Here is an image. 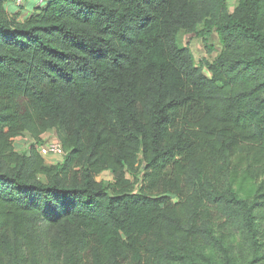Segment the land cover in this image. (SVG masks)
<instances>
[{
    "label": "trees",
    "instance_id": "1",
    "mask_svg": "<svg viewBox=\"0 0 264 264\" xmlns=\"http://www.w3.org/2000/svg\"><path fill=\"white\" fill-rule=\"evenodd\" d=\"M11 1L0 264H264V0Z\"/></svg>",
    "mask_w": 264,
    "mask_h": 264
},
{
    "label": "rangeland",
    "instance_id": "2",
    "mask_svg": "<svg viewBox=\"0 0 264 264\" xmlns=\"http://www.w3.org/2000/svg\"><path fill=\"white\" fill-rule=\"evenodd\" d=\"M235 2H236V0H228V4H229L230 8L235 4ZM23 4H25L24 0H12L10 7L8 6L6 8H9V10H10V8H13L15 6L16 10H17L18 8L22 7ZM23 8H24V10H26L25 7H23ZM21 14L23 17H25V16H28L30 14V12L22 11ZM187 40H188V36H186V35L180 34L178 36V41L180 43L186 42ZM208 43L210 44L209 46L211 48H213L212 52L207 51V47L204 44L203 40H200L198 38L189 39L188 44H189V47H190V49L194 55L196 62L210 61L218 53V50L220 49V45H219V42H218V39H217V36L215 33H213L212 35L209 36ZM203 71L207 75L206 69H203ZM23 139H24V137L21 136V137L15 138V140L13 141L15 144V148L17 150H23V148H27L28 143L23 141ZM18 141H20V142L17 143ZM56 158H58V159H56L58 161L60 159H62L61 156H58ZM56 160H54V161H56ZM49 161H51V159ZM127 175L130 178H132V176L130 174H127ZM103 176L102 177L99 176L98 179L104 178ZM203 253L208 255V256L213 257L217 261L214 253L210 249H208V248L204 249Z\"/></svg>",
    "mask_w": 264,
    "mask_h": 264
},
{
    "label": "built area",
    "instance_id": "3",
    "mask_svg": "<svg viewBox=\"0 0 264 264\" xmlns=\"http://www.w3.org/2000/svg\"><path fill=\"white\" fill-rule=\"evenodd\" d=\"M38 151L42 156H62L64 155L61 144L59 143L56 136L50 134L47 137L42 138V142L38 146Z\"/></svg>",
    "mask_w": 264,
    "mask_h": 264
},
{
    "label": "crops",
    "instance_id": "4",
    "mask_svg": "<svg viewBox=\"0 0 264 264\" xmlns=\"http://www.w3.org/2000/svg\"><path fill=\"white\" fill-rule=\"evenodd\" d=\"M12 2V1H11ZM11 2L10 3H8L7 5H6V7H10V4H11ZM7 10H9V8H7ZM9 11H16V7L14 6L13 8H10V10ZM21 18H23V16L21 15ZM52 132H46V133H44L42 136H41V138H44V137H47V135H50ZM24 137V139H23V141H25L26 143H28V145H27V148L29 147V145H30V143H32L31 142V139L28 137V135H24L23 136ZM20 141H18L17 143H19ZM23 149H26V148H23ZM43 157H45V160H46V162H49V163H55V162H57L58 160H56V159H58V158H56L57 156H52V155H45V156H43ZM51 159V161H49ZM54 160H56V161H54ZM61 160V159H60ZM59 160V161H60ZM58 161V162H59Z\"/></svg>",
    "mask_w": 264,
    "mask_h": 264
}]
</instances>
